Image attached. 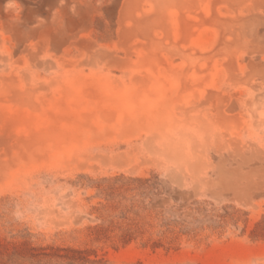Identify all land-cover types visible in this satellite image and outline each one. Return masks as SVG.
Here are the masks:
<instances>
[{"label": "rangeland", "instance_id": "rangeland-1", "mask_svg": "<svg viewBox=\"0 0 264 264\" xmlns=\"http://www.w3.org/2000/svg\"><path fill=\"white\" fill-rule=\"evenodd\" d=\"M0 264H264V0H0Z\"/></svg>", "mask_w": 264, "mask_h": 264}]
</instances>
